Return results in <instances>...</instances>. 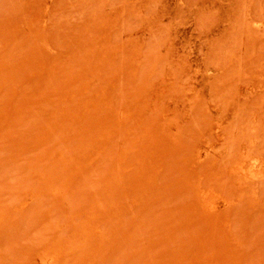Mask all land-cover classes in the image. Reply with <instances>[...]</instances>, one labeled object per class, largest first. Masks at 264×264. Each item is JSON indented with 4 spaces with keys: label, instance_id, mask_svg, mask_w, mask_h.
Wrapping results in <instances>:
<instances>
[{
    "label": "rangeland",
    "instance_id": "374dc122",
    "mask_svg": "<svg viewBox=\"0 0 264 264\" xmlns=\"http://www.w3.org/2000/svg\"><path fill=\"white\" fill-rule=\"evenodd\" d=\"M0 264H264V0H0Z\"/></svg>",
    "mask_w": 264,
    "mask_h": 264
}]
</instances>
